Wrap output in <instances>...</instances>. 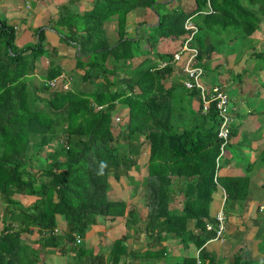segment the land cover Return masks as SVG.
<instances>
[{
    "label": "trees",
    "instance_id": "16d2710c",
    "mask_svg": "<svg viewBox=\"0 0 264 264\" xmlns=\"http://www.w3.org/2000/svg\"><path fill=\"white\" fill-rule=\"evenodd\" d=\"M191 1L189 11L179 6L159 11L157 0H95L94 8L85 15L90 24L83 30L78 25L82 16L63 15V40L79 46L81 58L76 68L86 67L81 80L103 83L101 90L92 93L52 89L47 83L37 87L29 79L38 58L50 60L48 82L62 73L52 60L53 50L42 46V31L37 44L16 49L14 29L0 21V199L4 204L0 264H44L41 250L30 251L21 240L23 234L35 232L41 248L62 251L65 245H75V236L81 237L98 217L115 220L124 216L126 205L107 198L108 177L110 173L119 177V170L126 172L142 154L147 155L148 199L156 195L151 198L147 228L157 240L171 234L183 244L192 243L199 249L202 263L208 259L203 247L215 238V217L209 212L214 195L225 190L226 212L228 203L245 199L238 196L241 181L221 178L219 182V176L215 181L221 166L217 168V159L223 156L220 158V120L214 104L203 113L199 101L194 111L190 104L192 98L200 97L199 91L180 88L179 92L167 87L166 81L174 72L172 56L187 37V19L198 30L192 46L199 50L196 64L203 68L208 54L234 44L243 47L260 29L264 0ZM146 9L158 17L157 24L129 39V14L138 11L136 15H140ZM110 11L117 14L114 31L118 38L115 44L104 45L93 34ZM161 40L180 41V47L171 53L157 52ZM252 45L245 48L255 50ZM250 58L264 61V52H252ZM160 62L167 65L159 68ZM246 74L243 69L236 77L241 80ZM118 105L128 108V118L115 133L111 122ZM54 141L59 146L48 155L50 166L34 169ZM174 177L186 178L183 193L191 198L181 212L171 208ZM17 196H33L35 201L24 207ZM57 216H64L66 233L52 235ZM191 221L193 228L188 227ZM208 224L213 225L212 231L206 230ZM196 260L186 259L183 264H197ZM230 262L252 264L241 255Z\"/></svg>",
    "mask_w": 264,
    "mask_h": 264
},
{
    "label": "crops",
    "instance_id": "0c3cea01",
    "mask_svg": "<svg viewBox=\"0 0 264 264\" xmlns=\"http://www.w3.org/2000/svg\"><path fill=\"white\" fill-rule=\"evenodd\" d=\"M189 1L192 2L191 0ZM94 2L95 0H0V21L5 22L14 29V46L16 49L37 44L38 33L42 31V46L45 49L53 50L52 60L54 65L62 72L57 78L59 80L58 87L63 88L66 85L71 90L74 88L71 80L73 71H77L79 76L80 74L83 75V70L76 68L81 55L78 53L79 46L63 40L62 33L65 32V29L61 26L60 19L68 13L80 15L81 17V15L89 13L94 8ZM167 5L169 7H177V5ZM137 13L133 11L128 16L129 22L131 21V24H133L128 29L129 33H138L139 24L145 25L148 30L151 26L153 27L151 24L134 22L139 17L143 18L142 21L145 22V14L151 18L154 17V21L157 24L158 17L152 10L146 9L140 15H136ZM88 23L90 24V22ZM134 25L136 30L133 32L131 28ZM107 28L115 32L113 30L114 26L112 28V25H110ZM262 40L264 41V38L253 41L255 51H257V46L260 45ZM179 42L161 40L157 43L156 50L160 53H171L179 49ZM146 49L147 45H145L143 50ZM247 52L252 51L245 48L243 53H240L239 58L241 59H239L238 64L237 61L236 63L231 61L232 64H229L235 74L234 78L244 69L241 64L243 65V55ZM141 57L143 59L144 56ZM87 59L84 57L83 60L87 61ZM205 60L206 58L203 59V62ZM224 60L230 61L228 57ZM49 65L50 60L47 57L38 58L35 71L29 79L37 87H40L42 83H49L46 80ZM179 70L176 68V72L179 75L178 79L173 80L170 78L166 81V86H173L179 89L180 92V88H183V76ZM98 82L100 81L97 80L96 84ZM202 82L207 89L223 86L229 93L231 115L234 114V117H232L230 141L226 145L223 154L224 157L228 153L227 161L229 164L225 168L227 170L226 173H221L220 175L218 171L217 176L224 179L240 180L241 193L238 196L245 198L243 202H234L232 206L227 207V221L222 240H210L204 245L203 249L209 257L206 260L204 259L203 262L205 264H231V259L241 255L243 259L250 261L252 264H264V232L261 229L264 227V217H262L264 215V84H260L257 93L255 90L250 93L257 101V108L259 109L258 112L253 113L248 106L242 111L239 107L236 108L237 103L240 104V107H244L246 102L238 96L235 88L232 90L234 94L232 96L227 90V84L214 85L212 79H206ZM82 84L83 86L85 85V90H78L77 92L92 93L95 90L90 81ZM39 95L47 98L46 94L40 93ZM199 104L197 97L192 98L191 109L194 111L198 110ZM117 108L121 114L117 113L116 110L111 122L112 127L116 128V130L128 118L127 107L118 105ZM245 111L251 115L248 119H244L243 115H240ZM114 115L120 118L119 124L114 123ZM122 116L125 117L122 118ZM54 143L55 141L51 143L45 154L53 152L55 147L52 145ZM241 146H243L242 149L246 148V150L239 153L233 152L234 148ZM146 158L147 155L142 154L138 157L136 165L131 166L125 172L129 179L128 183H125L120 178L122 175L115 177V174H113L111 179L110 176L108 177L107 198L109 201L122 202L126 205L124 216L117 217L115 220L98 217L97 223L90 227L87 235L80 237L81 241L79 244L65 245L62 251L59 250L60 248H41L40 237L35 232L34 234H23L21 236L23 243L28 246L30 251L40 249L42 251L41 253L39 250L40 257H43L42 263L44 264H182L181 260L184 262L188 258L187 254L190 252V246L193 250L191 257L195 259L199 249H196L192 243L189 245L183 244L171 234L162 235V239L157 240L151 230L147 228L146 220L153 207L151 198L156 195H152L148 199L149 196L145 187L147 177ZM40 165L45 168L41 163ZM172 181L173 193L171 198L174 201L171 204V208L181 212L187 201L191 200L189 194L184 196L183 193L185 186L182 187V185L186 178L179 180L174 177ZM223 192L225 193L224 189L222 192L217 193L220 194L218 208L213 203L210 206L209 212L213 217H215L225 201ZM216 195H214V200ZM15 199L20 201L24 207L31 206L35 201L33 196H17ZM3 211L4 204L0 199V216L3 215ZM56 219L58 233L63 232L66 229L65 220L61 216H57ZM128 224H133L134 227H131V225L127 227ZM0 225L4 227L3 222H0ZM193 226L194 221L188 223L189 228H193ZM12 229L15 231L18 227H12ZM117 241L122 242V244H116Z\"/></svg>",
    "mask_w": 264,
    "mask_h": 264
},
{
    "label": "rangeland",
    "instance_id": "374dc122",
    "mask_svg": "<svg viewBox=\"0 0 264 264\" xmlns=\"http://www.w3.org/2000/svg\"><path fill=\"white\" fill-rule=\"evenodd\" d=\"M167 4H169V5H177V7L179 6V7H182L184 10L189 11V10H191V5L193 4V2H190L189 0H157L156 8L159 11H163L164 8L166 10V9L169 8V6H167ZM149 13L152 14L150 11H149ZM87 14H89V13H86V14L84 13L83 15H81L83 17V19L78 22L79 27L82 28V29H84L87 26V24L89 25L87 18H85V15H87ZM116 15H117L116 12L112 13V11H110L108 19H106L103 22L104 24L103 25L102 24L98 25L96 31L93 34V36L95 38H98V43H100L101 40L104 43V45L105 44L113 45V44H115L117 42V38L118 37H117L116 32H112V31H110L107 28L110 25H112V28L114 26V29H116V27H117ZM144 16H145V20H146L145 22L142 21L143 18H141V17H139V19H137V20H134V22L135 23L151 24V25L155 26L156 22L154 21V17L151 18L150 16H146V14ZM132 25L133 24H131V21L129 22V19H128L127 28L130 29V27ZM141 27L139 26V29H138L139 32L148 31V27H145V25H142ZM131 29H133V32H134L136 30L135 25ZM135 34L137 35V33H135ZM134 36H135L134 33L127 32V37L129 39L135 38ZM145 36H148V34H146ZM260 38L261 39L264 38V19L262 20L260 29L257 30L254 33V35H252L246 41V44L243 47L240 46L241 44L239 46H238V44H234L231 48L223 49L221 52L219 51V52L215 53L214 55L208 54L205 57L206 60L204 62V65L202 66L203 67L202 69L204 70V77L202 78V81H205L206 79H212V82H213L214 85L227 84V86H228L227 90H228V92L231 93L232 96H234V94L232 92L233 88L236 89V92H237L238 96H240L244 100V102H246V105L244 107H240L239 103L236 104V106H237L236 108L239 107V109L241 111L244 108H247L246 106H248V108H251V111H253V113H256V112L259 111V109L257 108V106H258L257 101L255 100L254 97H252L250 95V93L253 92L254 90L257 93L258 89L260 87V84H264V61H259V60L255 61V60L250 58V54H252V52H255V50H251L252 52H247L245 55H243L244 62L242 61L243 65L241 64V67H244V70H246L247 74L243 75L245 78H242L241 80H239V78H237V77L234 78L235 74L233 73V69L230 68L231 66L229 67V64H232L231 61L232 62L235 61L234 63H236V61H237V64H238L239 59H241V58H239L240 57V53H243V50H245L246 45L251 43V42L253 43L254 40L256 41L257 39H260ZM145 45L146 44L142 43V48H144ZM252 46H255V45H252ZM256 50H257L256 52L264 51V41L263 40L260 43V45L257 46ZM227 57H228V59H230L229 62L224 60V59H227ZM84 69H82V70H84ZM173 73L174 74L172 75L171 78L173 80H177L179 75L177 74L176 69H174ZM72 75H73V78H71L72 87H74L72 90L73 91H78V90H83L84 91L85 90V85L83 86V84H82L83 82L81 81L82 75L80 74V76H79L77 71H73ZM92 84L95 87L94 88L95 90L96 89L97 90H99V89L101 90L103 88V83L102 82H98L96 85H95V83H92ZM86 86H88V85L86 84ZM116 110H117V113H120L118 108ZM127 112H128V110H127ZM240 115H243L244 119H248L249 117H251L250 113H247V111H245L244 113H242ZM115 116L116 115H114V118H116ZM124 117L125 116H122V118H124ZM232 117H234V114L232 115ZM114 123L115 124H119L118 122L116 123L115 120H114ZM117 131H118V129H117ZM115 133H116V131H115ZM52 146L58 147L59 145L57 143H54ZM123 146H124V144H122L121 147H123ZM242 147L243 146L234 148L233 152L234 153H236V152L239 153V152L245 151L246 148L242 149ZM48 155H49V153H47V155L46 154H42L39 157L40 158L39 162L42 165H44V167L50 166V163H49L50 160L46 161L47 158L49 159ZM227 156H228V153H227L226 156H224L220 160V164H221V167H220L221 170L219 169L220 175H221V173H226V171H227L225 169L227 167V164H229V162L227 161V159H228ZM60 157H62V156H60ZM37 167H40V164L39 165L36 164L34 166V169L37 168ZM121 173H123V175L120 178L123 179L125 183H128L129 179L125 175L124 169L123 170H119L118 174L120 175ZM113 174H115V173H110L109 174L110 179L113 177L112 176ZM246 176H244V177H246ZM221 178H222V180L224 179L223 177H221ZM221 178L218 177L219 182H220ZM219 200H220V194H217L216 197H215V200L213 202V204L215 205L216 208H218ZM227 206L229 208V206H232V203H230V204L228 203ZM175 212H179V211H175ZM61 217L64 219V216H61ZM262 217H264V215H262ZM0 222H3V215L0 216ZM130 225H131V227H134L133 224H128L127 227H130ZM91 227H93V226H91ZM0 228H1V230L3 229L2 225H0ZM89 229H90V227L84 232L83 235L86 236L87 233L89 232ZM261 229H263L262 231L264 232V227H262ZM63 233H66V229L63 230ZM189 251L190 252L187 254L188 258L185 257L186 259H188V261L190 259H192L191 254H193V250H192L191 246H190V250ZM181 263L183 264L182 260H181Z\"/></svg>",
    "mask_w": 264,
    "mask_h": 264
},
{
    "label": "built area",
    "instance_id": "2783aa9c",
    "mask_svg": "<svg viewBox=\"0 0 264 264\" xmlns=\"http://www.w3.org/2000/svg\"><path fill=\"white\" fill-rule=\"evenodd\" d=\"M184 29L186 30L187 37L182 45V48L179 52H177L173 60L175 63H179L181 65V74L183 76L182 86L184 89L192 91L197 89L199 91L200 97L198 98L202 104L201 111L203 113H207L210 105L214 104L216 110L218 112V117L220 120L219 130L217 133V138L221 141L220 144V158L224 154V149L228 144L231 136V125L233 122V118L231 115L230 108V98L227 91L223 86H215L210 90L207 89L203 82L202 78L204 76V70L196 64V60L198 57V50L195 47H192V43L194 41L195 36L197 35V27L192 22V19H187L184 23ZM165 63H161L159 68H163ZM50 88H57L59 85V80L55 79L48 83ZM63 89H68L66 85L63 86ZM103 107H97V110H102ZM115 122L120 123V118L116 117ZM220 159H217V168L219 165ZM217 173L215 175L216 181ZM227 221L226 212L224 209V203L219 211L215 215V238L213 240H222V236L225 232V223ZM15 228V227H13ZM207 231L213 230V225L208 224L206 226ZM58 230L55 229L52 232V235H56ZM75 241L77 244L80 243V237L75 236ZM197 264H203L199 258V251L196 255Z\"/></svg>",
    "mask_w": 264,
    "mask_h": 264
},
{
    "label": "clouds",
    "instance_id": "9594fccd",
    "mask_svg": "<svg viewBox=\"0 0 264 264\" xmlns=\"http://www.w3.org/2000/svg\"><path fill=\"white\" fill-rule=\"evenodd\" d=\"M183 45V44H182ZM182 45H181V47H180V49L182 48ZM192 47H195V46H192ZM196 48V47H195ZM180 49L177 51V52H179L180 51ZM197 49V48H196ZM198 50V49H197ZM177 52H175L174 54H173V56H172V60H171V64L173 65V67H174V69H176V68H178V69H180L179 71H180V73H181V65L178 63H175L174 62V60H173V57H174V55L177 53ZM198 55H199V50H198ZM198 58V57H197ZM162 62H160L159 63V65L161 64ZM167 65V63L165 62V66ZM231 137V136H230ZM230 141V140H229ZM225 150V149H224ZM219 164H220V161H219ZM224 194V193H223ZM225 202V201H224ZM223 202V203H224ZM224 209H225V206H224Z\"/></svg>",
    "mask_w": 264,
    "mask_h": 264
}]
</instances>
